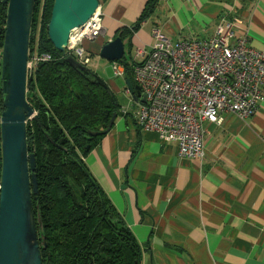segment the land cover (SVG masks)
<instances>
[{"label": "crops", "instance_id": "0c3cea01", "mask_svg": "<svg viewBox=\"0 0 264 264\" xmlns=\"http://www.w3.org/2000/svg\"><path fill=\"white\" fill-rule=\"evenodd\" d=\"M145 2L101 1L103 33L82 40L86 55L99 56ZM234 16L249 44L264 48V0H159L130 37V55L137 61V49L149 50L154 28L175 39H204L219 18ZM93 71L120 111L84 162L139 243L140 264H264V102L244 119L224 112L219 124L205 121L200 161L140 129L124 77L121 91L113 75ZM119 91L128 101L120 102Z\"/></svg>", "mask_w": 264, "mask_h": 264}, {"label": "trees", "instance_id": "16d2710c", "mask_svg": "<svg viewBox=\"0 0 264 264\" xmlns=\"http://www.w3.org/2000/svg\"><path fill=\"white\" fill-rule=\"evenodd\" d=\"M105 0H98L100 3ZM159 0H146L130 28L116 34L124 53L118 61L124 79L131 84L135 61L130 55V37L155 10ZM53 0H34L28 38V57L49 53L50 61L40 62L26 81L25 98L38 123L26 122V148L35 158L38 205L45 247L39 246L42 264H140L141 247L123 215L115 208L84 158L104 135H89L107 128L113 113L119 114L114 95L95 80L89 68L79 70L64 61L47 36V23ZM6 4L0 0V48L6 19ZM127 42V44H126ZM1 62V61H0ZM1 64V63H0ZM1 71V65H0ZM1 83V77H0ZM0 90V114L2 112ZM41 127L55 142L51 143ZM77 158L93 178L101 199L80 167ZM0 137V175H1ZM101 201L103 205L101 204ZM33 212L35 202L33 201ZM41 243V241H40Z\"/></svg>", "mask_w": 264, "mask_h": 264}, {"label": "built area", "instance_id": "2783aa9c", "mask_svg": "<svg viewBox=\"0 0 264 264\" xmlns=\"http://www.w3.org/2000/svg\"><path fill=\"white\" fill-rule=\"evenodd\" d=\"M240 25L238 16L219 18L213 34L204 39H175L152 29L153 43L148 51L136 50L140 58L132 67L134 83L145 98L134 101L140 129L174 143L181 156L202 159L205 121L219 124L224 112L244 119L256 111L264 102V48L251 46L247 33L239 32ZM102 33L98 4L83 26L70 31L63 54L86 66L89 56L82 40ZM1 53L2 48L0 61ZM50 60L49 53L28 57L27 77L40 62ZM118 61L111 62L112 72L122 77Z\"/></svg>", "mask_w": 264, "mask_h": 264}, {"label": "water", "instance_id": "95a60500", "mask_svg": "<svg viewBox=\"0 0 264 264\" xmlns=\"http://www.w3.org/2000/svg\"><path fill=\"white\" fill-rule=\"evenodd\" d=\"M3 3L7 7L0 62L3 106L0 114V264H42L39 246L45 247V239L37 197L35 158L26 148V122L33 119L40 125L25 98L28 38L34 0H3ZM97 6L98 0H53L47 23V36L53 47L64 53L70 31L83 26ZM123 53V41L116 36L101 47L99 56L107 61H118ZM64 61L73 68L87 69L71 55L65 56ZM95 80L114 95L102 78L95 75ZM125 86L134 101L139 98L144 102V95H141L137 85L125 79ZM115 117L113 113L104 131L89 132V135L105 134ZM41 131L51 143L62 148L42 127ZM69 157L80 167L101 199L100 191L87 169L77 158L71 154Z\"/></svg>", "mask_w": 264, "mask_h": 264}, {"label": "rangeland", "instance_id": "374dc122", "mask_svg": "<svg viewBox=\"0 0 264 264\" xmlns=\"http://www.w3.org/2000/svg\"><path fill=\"white\" fill-rule=\"evenodd\" d=\"M41 3H42V0H41ZM88 56L90 58V63L87 64L88 67L95 70L101 76H103V74H106L109 77H111V75H113L111 63L109 61H107V60H105V59H103L97 55H94V54H90V55L88 54ZM102 68H103V70H102ZM113 78H115L116 88H119L122 91L123 86H124L123 77H120V76L115 77L114 76ZM121 91H119L116 96L120 97V102L123 103L125 100H127V97H125L124 93Z\"/></svg>", "mask_w": 264, "mask_h": 264}, {"label": "bare ground", "instance_id": "6f19581e", "mask_svg": "<svg viewBox=\"0 0 264 264\" xmlns=\"http://www.w3.org/2000/svg\"><path fill=\"white\" fill-rule=\"evenodd\" d=\"M204 157V156H203ZM195 159H198V158H195ZM203 159V158H202ZM202 159H199L200 161L202 160Z\"/></svg>", "mask_w": 264, "mask_h": 264}, {"label": "clouds", "instance_id": "9594fccd", "mask_svg": "<svg viewBox=\"0 0 264 264\" xmlns=\"http://www.w3.org/2000/svg\"><path fill=\"white\" fill-rule=\"evenodd\" d=\"M98 4L100 5V3L98 2ZM73 57V56H72ZM74 58V57H73ZM87 66V65H86Z\"/></svg>", "mask_w": 264, "mask_h": 264}, {"label": "flooded vegetation", "instance_id": "af4514ba", "mask_svg": "<svg viewBox=\"0 0 264 264\" xmlns=\"http://www.w3.org/2000/svg\"><path fill=\"white\" fill-rule=\"evenodd\" d=\"M28 78V77H27Z\"/></svg>", "mask_w": 264, "mask_h": 264}]
</instances>
